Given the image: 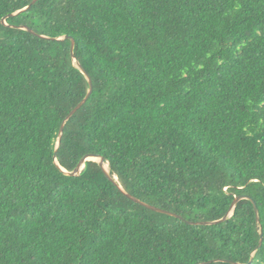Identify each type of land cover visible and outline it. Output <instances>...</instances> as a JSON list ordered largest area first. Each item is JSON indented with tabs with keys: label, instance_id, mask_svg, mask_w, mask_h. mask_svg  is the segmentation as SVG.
I'll return each instance as SVG.
<instances>
[{
	"label": "trees",
	"instance_id": "1",
	"mask_svg": "<svg viewBox=\"0 0 264 264\" xmlns=\"http://www.w3.org/2000/svg\"><path fill=\"white\" fill-rule=\"evenodd\" d=\"M33 1L0 0V264H264V0ZM244 195L260 224H200Z\"/></svg>",
	"mask_w": 264,
	"mask_h": 264
},
{
	"label": "water",
	"instance_id": "2",
	"mask_svg": "<svg viewBox=\"0 0 264 264\" xmlns=\"http://www.w3.org/2000/svg\"><path fill=\"white\" fill-rule=\"evenodd\" d=\"M37 2H38V0H34L32 2V4L29 7H27L25 10L30 9ZM19 13H17V14H19ZM17 14H15V15H17ZM3 22L5 23V21H3ZM18 28L23 29V30H28L26 27H18ZM30 32L33 33L34 35L38 36L37 33L33 32V31H30ZM63 39H69V37H65ZM75 48H76V40L74 38H71V55H72V57L74 59V62L76 64V67L81 71V73L83 75L86 76V78H87V80L89 82V85H90V89H89V92L86 95V97L74 108V110L63 121V123L61 125V128H60V135H59L60 136V138H59L60 141L62 140V137L64 135L65 127H66L67 123L69 122V120H71L81 110V108H83L87 104V102L91 98V96L93 94V90H94L93 80H92L91 76L88 74V72L86 71V69L76 60V57H75ZM57 155H58V150L56 151V155H55V160H56V163L58 164ZM89 161L98 162L99 165H100V167L102 168L104 174L106 175V177L111 182H113L115 185H117L121 190L123 189L118 184V179L112 177L110 168H109V170L106 168V166H105L106 165L105 159L103 157H100V156H95V155L85 156L79 162L78 166L76 167V169L73 172H67L65 170H64V172L67 175L71 176V177H79V176L82 175L83 171L86 168V163L89 162ZM125 195L128 198H130L131 200H133L135 203H137V204H139V205H141V206H143V207H145L147 209H150V210L155 211V212H158V213L171 215V216H174V217H177V218H180L181 219V217L179 215L175 214V213H172V212H169V211H166V210H163V209L154 207V206H152L150 204H147V203L141 201L140 199H138V198H136V197H134V196H132V195H130L128 193H125ZM243 200H250V201H252V203L254 204V207H255V212H256V216H257V222L260 224V210H259L258 204L250 196H247V195L237 197L235 199V201L233 202L230 211L225 216V218H223L222 220L215 221V222L200 223V224H202V225H215V224H220V223H223V222L227 221L228 219H230L233 216L234 211L237 208L238 204L241 201H243ZM263 241H264V234H263V232H261V241H260V244L258 246V249L261 248V246L263 245ZM253 261H254V258L251 259V261H250L249 264H252ZM210 263H212V262H210Z\"/></svg>",
	"mask_w": 264,
	"mask_h": 264
},
{
	"label": "bare ground",
	"instance_id": "3",
	"mask_svg": "<svg viewBox=\"0 0 264 264\" xmlns=\"http://www.w3.org/2000/svg\"><path fill=\"white\" fill-rule=\"evenodd\" d=\"M105 166H106V168L109 170V168H110V167H109V165H108V164H106Z\"/></svg>",
	"mask_w": 264,
	"mask_h": 264
}]
</instances>
